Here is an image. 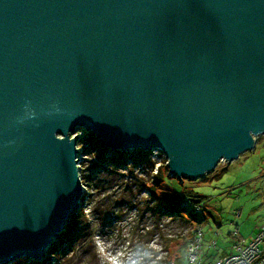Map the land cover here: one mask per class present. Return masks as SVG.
<instances>
[{"label": "water", "instance_id": "1", "mask_svg": "<svg viewBox=\"0 0 264 264\" xmlns=\"http://www.w3.org/2000/svg\"><path fill=\"white\" fill-rule=\"evenodd\" d=\"M180 179L264 133V0H0V263L80 208V134Z\"/></svg>", "mask_w": 264, "mask_h": 264}, {"label": "rangeland", "instance_id": "2", "mask_svg": "<svg viewBox=\"0 0 264 264\" xmlns=\"http://www.w3.org/2000/svg\"><path fill=\"white\" fill-rule=\"evenodd\" d=\"M77 131L81 136L77 144L80 167L91 186L84 187L81 213L74 225L70 231L64 229L65 237L58 236L57 245L50 249V264H175L178 243L188 242V249L200 229L203 259L208 253L232 252L234 244H247L262 229L264 133L256 137L252 149L237 158L220 160L203 176L180 179L170 174L169 158L161 149H132L127 159L115 156L119 161H114L109 159L112 156H98L101 152L94 131L82 126ZM160 168L164 172L168 168L169 173L162 186L190 202L181 213L193 220L169 211L159 188L154 191L158 198L150 195ZM187 193L201 199L197 202L203 205L201 211H195V202ZM193 233L195 237L189 241ZM214 241L216 245H212ZM31 260L19 258L9 264H29Z\"/></svg>", "mask_w": 264, "mask_h": 264}, {"label": "trees", "instance_id": "3", "mask_svg": "<svg viewBox=\"0 0 264 264\" xmlns=\"http://www.w3.org/2000/svg\"><path fill=\"white\" fill-rule=\"evenodd\" d=\"M96 141L98 142L97 145H99L97 147V149L101 152V153H98V156L100 157H105V156H112L110 157L109 159H112L114 161H119L117 160V158H113L115 156H119L121 161H123L124 159H127V157L130 155V151H127V150H121V149H117L116 151H113L111 148H108L106 146H104V144L97 138ZM141 151H143V149H139ZM113 152L111 153L110 155L109 152ZM147 151V150H146ZM105 153V154H104ZM153 165H151V170H153ZM168 167V166H167ZM92 169H94L92 167ZM80 173H81V176H82V180H83V183L84 185H87V186H91V183L90 182V179H89V176L88 174L86 173L85 169L80 167ZM165 175H169L168 173V168H167V172L165 171H162V169L160 168L158 170V172L154 175V177L156 176V180L155 181H152V185L150 187V195H154V197L158 198V194L154 191H157V188H159V190H161V193H162V198L165 202V207L168 208L169 211H173L174 214H179L181 215L182 217L184 218H187L189 220H193V218L190 216V215H183L181 212L182 211H185L186 209V206H183V202L184 201H188L187 199H183L182 196L178 193H176V191H172L170 188H165L164 186H162V183L164 182V176ZM165 184V182H164ZM166 185V184H165ZM187 195H191L189 197V200L195 202V204H197L198 200L201 201L200 198L196 197L193 193L190 194V193H187ZM188 203L190 204V202L188 201ZM197 211V210H195ZM81 212H76L74 213L72 216H71V219L70 221L67 223L66 227H65V230L66 231H70V229L72 228V226L74 225V222L77 220L78 216L80 215ZM188 216V217H187ZM198 227L195 228V232L198 231ZM194 232V233H195ZM63 233V232H62ZM193 233V237H189V241H191L195 235ZM62 238L65 237L63 234L60 235ZM68 237L70 238V236L68 235ZM57 239L54 240V242L48 247V249L46 250L47 254L45 256L44 259L42 260H37V259H32L29 264H50V260L48 259L49 257V253H51V248H53L55 245H57ZM187 245H188V242L185 241V243H183L182 245L180 243H178V246H179V255L178 256H175V258L173 259V262L172 263H175V264H188V261H187ZM22 259H28L27 256H24L22 257ZM208 259H211L210 256H208V258H204V260H208ZM16 261V260H15ZM2 264V263H0Z\"/></svg>", "mask_w": 264, "mask_h": 264}, {"label": "built area", "instance_id": "4", "mask_svg": "<svg viewBox=\"0 0 264 264\" xmlns=\"http://www.w3.org/2000/svg\"><path fill=\"white\" fill-rule=\"evenodd\" d=\"M80 165V163H79ZM189 205L188 201L182 203ZM201 203L194 205V209L201 211ZM202 229L197 233L195 239L189 243L187 249L188 264H264V225L254 239L247 244L238 242L234 244V250L230 253L204 260L200 255L202 246ZM216 241L212 245H216Z\"/></svg>", "mask_w": 264, "mask_h": 264}, {"label": "crops", "instance_id": "5", "mask_svg": "<svg viewBox=\"0 0 264 264\" xmlns=\"http://www.w3.org/2000/svg\"><path fill=\"white\" fill-rule=\"evenodd\" d=\"M227 253H229V252H222L221 254H215V253L211 254V253H208L206 255L207 256H210L211 258H214V257H219V256L224 255V254H227Z\"/></svg>", "mask_w": 264, "mask_h": 264}, {"label": "bare ground", "instance_id": "6", "mask_svg": "<svg viewBox=\"0 0 264 264\" xmlns=\"http://www.w3.org/2000/svg\"><path fill=\"white\" fill-rule=\"evenodd\" d=\"M81 205H82V203L80 202V207H81ZM79 210H80V208H79L78 211H76V212H79ZM76 212H75V213H76ZM66 225H67V224H66ZM61 234H62V232H61ZM61 234H60V235H61ZM60 235H59V236H60ZM56 239H58V238H56ZM56 239H55V240H56ZM46 253H47V252H46Z\"/></svg>", "mask_w": 264, "mask_h": 264}]
</instances>
